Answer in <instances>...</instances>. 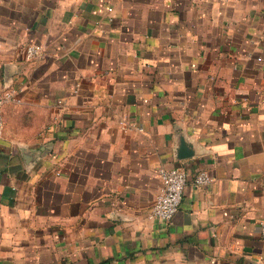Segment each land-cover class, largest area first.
Here are the masks:
<instances>
[{"label": "crops", "instance_id": "0c3cea01", "mask_svg": "<svg viewBox=\"0 0 264 264\" xmlns=\"http://www.w3.org/2000/svg\"><path fill=\"white\" fill-rule=\"evenodd\" d=\"M7 88L0 264H264V0H0Z\"/></svg>", "mask_w": 264, "mask_h": 264}, {"label": "built area", "instance_id": "2783aa9c", "mask_svg": "<svg viewBox=\"0 0 264 264\" xmlns=\"http://www.w3.org/2000/svg\"><path fill=\"white\" fill-rule=\"evenodd\" d=\"M42 53L43 47L40 44H30L26 47V57L29 60L39 59ZM15 97V89L7 88L0 91V137L4 132L3 106L5 103L14 100ZM120 124L125 130L131 128H137L141 131L143 130L142 127L135 123L130 124L127 120H121ZM159 176L161 179V187L155 197L148 217L150 219L169 223L181 206L188 174L183 166L178 165L171 168L159 169ZM211 181L212 177L205 170L200 171L195 178V183L197 185H205ZM260 225L261 237L264 239V221H262Z\"/></svg>", "mask_w": 264, "mask_h": 264}, {"label": "water", "instance_id": "95a60500", "mask_svg": "<svg viewBox=\"0 0 264 264\" xmlns=\"http://www.w3.org/2000/svg\"><path fill=\"white\" fill-rule=\"evenodd\" d=\"M191 156H192V153L187 150L186 143L184 141H182L181 147L179 150V154H178V158L186 159V158L191 157Z\"/></svg>", "mask_w": 264, "mask_h": 264}]
</instances>
